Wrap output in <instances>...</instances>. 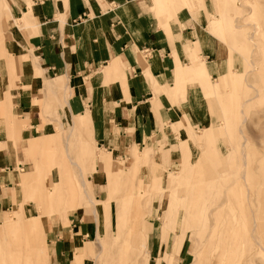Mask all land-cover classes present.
<instances>
[{
    "label": "rangeland",
    "instance_id": "374dc122",
    "mask_svg": "<svg viewBox=\"0 0 264 264\" xmlns=\"http://www.w3.org/2000/svg\"><path fill=\"white\" fill-rule=\"evenodd\" d=\"M130 1L156 45H166L164 55L135 49L139 59L171 69L145 107L164 100L179 116L163 117L137 144L136 117L121 124L125 132L114 122L123 103L115 104L112 81L92 83L97 71L75 82L54 77L41 92L35 83L22 88L32 99L21 118L13 113L16 68L34 79L42 71L31 51L17 50L19 37L36 35L31 1L0 0V150L18 177L2 189L0 264H264V0H204L210 17L201 0ZM23 7L32 28L17 20ZM200 62L208 90L189 81L188 67ZM177 68L184 81L175 100ZM122 73L114 83L126 87L136 74L125 65ZM79 83L82 91L72 88ZM208 128L211 138L201 131ZM96 148L103 167L91 160Z\"/></svg>",
    "mask_w": 264,
    "mask_h": 264
},
{
    "label": "crops",
    "instance_id": "0c3cea01",
    "mask_svg": "<svg viewBox=\"0 0 264 264\" xmlns=\"http://www.w3.org/2000/svg\"><path fill=\"white\" fill-rule=\"evenodd\" d=\"M33 10L32 21L34 22L36 35L27 37H19L17 50L29 52L31 51L32 58L37 61V65L42 71L40 77L35 79L32 77V72L20 66L16 68L15 76L18 78L16 86L18 89L11 90L12 104L14 105L13 113L18 117H22L28 107V103L32 99V94L28 91L25 93L22 88H31L41 92V82L53 81V78H63L75 82L79 78H86L95 71L101 74L103 70L109 69L114 61H118L117 76L108 77L105 81H112V93L117 97L114 99L115 104L120 106L119 113H115L114 122L121 125L136 117L138 125L133 129L132 141L137 144L136 139L146 140L149 138L148 133L152 134L156 127L161 124L163 117H168L170 123H176L175 118H179L176 112L170 108L166 101H159L156 108L145 107L149 101H153L155 96L163 93L165 84L170 80L167 74L171 72L170 67L163 61L158 65L157 62L149 61L148 65L139 59L135 49L148 51L151 49L160 55H164L165 44L156 45L154 39L155 33L151 31V25L142 27V21H139L138 16L134 15L133 8L129 6L130 0H30ZM25 13L17 20L24 19L26 24L32 28L30 15L27 13V8L23 7ZM200 9L205 11L208 17L211 16L207 12L204 0H201ZM60 17V19H56ZM142 19V17H141ZM162 27L163 23L159 22ZM205 30V29H204ZM206 31V30H205ZM208 34V32L206 31ZM188 35L191 33H187ZM209 35V34H208ZM195 36H198L197 34ZM213 37L212 35H209ZM214 38V37H213ZM202 41V38L197 37L192 45H197ZM20 48V49H19ZM191 53L190 47L186 48ZM175 51V50H174ZM176 54V53H175ZM19 56L17 55L15 59ZM193 58V55L191 56ZM176 59V57H175ZM120 62V63H119ZM205 63L200 62L190 65L188 73L191 79L189 81L199 82L200 85H205L208 90L207 78L209 69L205 67ZM1 65V61H0ZM20 65V64H19ZM123 65L127 66L130 71L136 74L132 79L128 80L126 87L124 85L116 86L115 80L123 77ZM149 71H145L146 68ZM102 68V69H101ZM101 69L100 71H98ZM180 70L177 68L175 74V87L171 88V96L176 100L177 94L183 91L180 87V82L184 79L181 76ZM95 73V74H96ZM149 74V75H148ZM148 76V77H147ZM151 76V77H150ZM50 77L51 79H48ZM112 77V78H111ZM153 78V79H152ZM114 79V80H113ZM184 81V80H183ZM4 80H0V111H3L5 101L3 93L7 91ZM72 88H79L82 91L85 87L83 83H79ZM153 92V94H152ZM180 100V99H179ZM151 104V103H150ZM156 104V103H155ZM128 105V106H127ZM152 105V104H151ZM181 114L182 108L177 109ZM128 117V119H127ZM157 117L161 118L157 120ZM200 120L195 118V122ZM4 120L0 119V125L4 124ZM178 127H183L182 123H177ZM0 126V127H1ZM127 126L123 128L125 132ZM14 130H18L17 126H13ZM213 128L203 129L202 132L210 134L212 137ZM95 132V131H93ZM97 131L94 135H96ZM206 133H203L204 135ZM135 134V135H134ZM137 134V135H136ZM136 136V137H135ZM169 136V135H168ZM139 137V138H138ZM204 137H198V142ZM32 143L29 145V151L32 152ZM99 149V148H98ZM97 153L100 165L103 163L105 155ZM151 148H146L142 152L143 156L150 157ZM7 152L0 150V212L3 208L2 189L9 188L17 182L18 177L11 170L12 161L8 158ZM171 155L170 152H167ZM32 167L31 170H33ZM111 171V169H110ZM29 173V172H28ZM26 173V174H28ZM25 175V174H24ZM23 175V176H24ZM23 176L16 185L13 191L18 190V187L23 182ZM97 186V185H96ZM88 236L86 233L85 238ZM95 241V239H94Z\"/></svg>",
    "mask_w": 264,
    "mask_h": 264
},
{
    "label": "bare ground",
    "instance_id": "6f19581e",
    "mask_svg": "<svg viewBox=\"0 0 264 264\" xmlns=\"http://www.w3.org/2000/svg\"><path fill=\"white\" fill-rule=\"evenodd\" d=\"M237 2H238V0H237ZM239 6V5H238ZM22 23L23 24H25L26 22L22 19ZM239 28V27H238ZM118 61L119 60H116V68H115V73H112L111 72V70H109V69H106V70H103V72L101 73V74H97L96 75V77L94 78V80H93V82L92 83H95V84H97V83H100V82H102V81H105L108 77H110V76H112V77H114L115 78V76H117V71H118ZM120 63V62H119ZM257 69V68H256ZM149 75V74H148ZM111 77V78H112ZM148 77V76H147ZM151 77V76H150ZM153 79V78H152ZM114 80V79H113ZM116 81V80H115ZM128 106V105H127ZM66 107L68 108V113L71 115V117H72V114H71V109H70V106H69V104L68 103H66ZM85 115V114H84ZM88 116V115H87ZM86 116V117H87ZM85 119H88V118H85ZM87 121V120H86ZM86 121H84V122H86ZM97 150H99L98 148H96ZM96 152V151H95ZM93 153V152H91L90 153V155H91V160L93 161V162H95V159L97 158L96 156H97V153ZM96 165V164H95ZM100 165V164H99ZM103 165H104V162L101 164V167H103ZM81 178V177H80ZM245 178V177H244ZM81 180V179H80ZM85 181V180H84ZM84 181H83V178H82V180H81V185L82 186H84ZM85 188V187H84ZM140 189V187H138V190ZM88 190H90V189H88ZM199 190H201V189H199ZM91 191V190H90ZM197 191V190H196ZM189 192V191H188ZM202 193H203V190H202ZM86 194V193H85ZM204 194V193H203ZM198 195V194H197ZM248 195V194H247ZM87 196V195H86ZM185 197V196H184ZM195 197V196H194ZM198 197V196H197ZM200 199H201V197H200ZM89 200V199H88ZM197 200H198V198H197ZM199 201V200H198ZM90 202V201H89ZM202 203V202H201ZM92 205V204H91ZM95 205V204H94ZM197 205H199L198 203H197ZM202 205V204H201ZM195 209H197V208H195ZM198 210V209H197ZM213 211V210H212ZM199 216V215H198ZM197 218V217H196ZM34 225L33 224H28L27 225V227H29V228H31V229H33L34 227H33ZM195 226V225H194ZM196 227H197V225H196ZM200 235V234H199ZM252 236V235H251ZM199 238H200V236H199ZM254 239V238H253ZM239 242V241H238ZM236 246H237V244H236ZM15 252V251H14ZM100 255V254H99ZM166 255V254H165ZM164 256V255H163ZM98 257V256H97ZM194 259V258H193ZM244 260V259H243ZM164 261V260H163ZM238 263H239V261H238Z\"/></svg>",
    "mask_w": 264,
    "mask_h": 264
},
{
    "label": "built area",
    "instance_id": "2783aa9c",
    "mask_svg": "<svg viewBox=\"0 0 264 264\" xmlns=\"http://www.w3.org/2000/svg\"><path fill=\"white\" fill-rule=\"evenodd\" d=\"M145 52H147V51H145Z\"/></svg>",
    "mask_w": 264,
    "mask_h": 264
}]
</instances>
